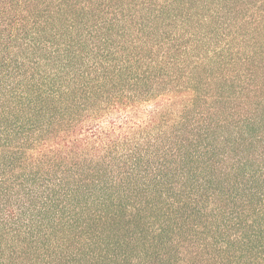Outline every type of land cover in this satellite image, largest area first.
Returning a JSON list of instances; mask_svg holds the SVG:
<instances>
[{
    "label": "trees",
    "instance_id": "16d2710c",
    "mask_svg": "<svg viewBox=\"0 0 264 264\" xmlns=\"http://www.w3.org/2000/svg\"><path fill=\"white\" fill-rule=\"evenodd\" d=\"M0 264H264V0H0Z\"/></svg>",
    "mask_w": 264,
    "mask_h": 264
}]
</instances>
